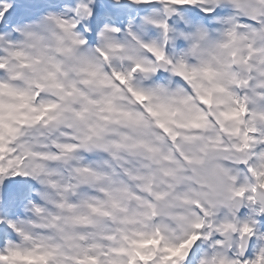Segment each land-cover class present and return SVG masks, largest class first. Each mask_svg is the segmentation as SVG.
<instances>
[{
  "label": "clouds",
  "instance_id": "1",
  "mask_svg": "<svg viewBox=\"0 0 264 264\" xmlns=\"http://www.w3.org/2000/svg\"><path fill=\"white\" fill-rule=\"evenodd\" d=\"M0 264H264V0H0Z\"/></svg>",
  "mask_w": 264,
  "mask_h": 264
}]
</instances>
